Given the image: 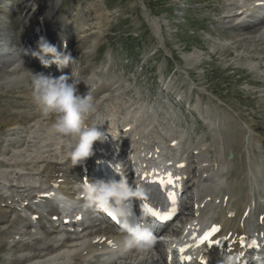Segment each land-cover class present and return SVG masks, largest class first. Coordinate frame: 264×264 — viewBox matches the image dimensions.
<instances>
[{"label":"rangeland","instance_id":"1","mask_svg":"<svg viewBox=\"0 0 264 264\" xmlns=\"http://www.w3.org/2000/svg\"><path fill=\"white\" fill-rule=\"evenodd\" d=\"M251 3L0 0V215L13 220L15 213L5 201L11 202L16 195L28 197L31 187L42 183L43 158H62L53 155L64 138L51 130L53 117L32 103L31 84L28 88L37 70L24 56L28 48L22 42L27 39L24 29L30 25L31 14L40 9L37 6L53 23L65 24L70 31L67 42L76 60L60 75L69 74V69L73 76L81 71V87L111 85L112 94L106 91L96 103L95 119L101 117L104 122L101 114L107 112L121 120L129 114L130 105L145 106L150 113L144 114L142 122L147 120L144 124L149 125L154 119L152 132L157 136L167 134V128L170 133L184 132L182 147L191 170L198 169L196 162L201 158L205 175L214 159L232 153L228 175L232 187H239V176L245 179L247 169L252 174L259 171L262 179L252 182L253 196L263 194L264 26L245 25L236 12L239 8L244 13L252 11ZM51 25L48 30L54 33L58 28ZM152 113L155 117L149 118ZM121 136L122 142L128 139L127 133ZM197 146L205 150L191 157ZM195 174L192 181L206 187L198 182L199 169ZM240 188L244 191L245 186ZM12 223L0 221V264L16 263L17 256L32 258L22 264H91L81 257H68L81 240L72 238L55 250L57 234L44 236L35 228L24 229L21 220ZM140 258L128 264H156ZM102 260L98 264H104ZM104 261L115 263L111 258Z\"/></svg>","mask_w":264,"mask_h":264},{"label":"clouds","instance_id":"2","mask_svg":"<svg viewBox=\"0 0 264 264\" xmlns=\"http://www.w3.org/2000/svg\"><path fill=\"white\" fill-rule=\"evenodd\" d=\"M39 56L45 66L55 64L58 68H67L74 59L70 53L59 51L57 46L41 37L38 41ZM50 57V59H45ZM69 80H72L69 83ZM71 74H62L58 78L44 73L32 74V102L45 115H51V130L64 138L63 150L75 164L80 163L92 153V145L103 138L97 130L98 122H90L97 113V105L88 92L80 95ZM83 196L89 207L104 208L114 201L113 214L125 217L127 211L122 209L124 202L130 198H140V190L131 188L124 180L89 182L83 188ZM154 243L151 230L143 225L125 227L119 246L127 249L148 248Z\"/></svg>","mask_w":264,"mask_h":264},{"label":"bare ground","instance_id":"3","mask_svg":"<svg viewBox=\"0 0 264 264\" xmlns=\"http://www.w3.org/2000/svg\"><path fill=\"white\" fill-rule=\"evenodd\" d=\"M18 5V4H17ZM33 6H37V5H34L32 4ZM32 6V7H33ZM37 9L39 10H36L34 11L32 14H31V21H30V25H28V27H25L24 31L26 32L25 35H24V38H27V39H24V42L22 43H29V39H28V33L30 31H34L35 34H37V36H42L43 38L45 37H48L50 39L52 38H55V34H52L50 33L49 31H47V28L51 25V24H54V25H51V26H54L56 27L58 24L57 23H53V20H50L49 16H46V14H44L45 12L42 10L43 7L42 6H37L36 7ZM32 11V9H31ZM33 18V19H32ZM51 23V24H50ZM244 25V24H243ZM16 22L14 24V27H16ZM264 26V25H263ZM38 28V29H37ZM27 35V36H26ZM66 35H69L68 33H66ZM21 42V41H20ZM63 41L61 42V45H62ZM71 49V48H70ZM69 51V50H68ZM67 51V53H68ZM64 68L61 69V72L62 73V70ZM70 74V73H69ZM32 81H30V83L28 84V87L30 88V84H31ZM22 84V83H21ZM77 85V84H76ZM108 87V85H107ZM106 87V88H107ZM98 88L96 89L95 91H92L91 92V95L93 96L94 99H97L100 94L108 91V93L110 92L109 88ZM80 89V87L77 86V90ZM78 94H80V90L77 91ZM111 93V92H110ZM81 95V94H80ZM33 103V102H32ZM112 112H114L113 110H111ZM112 116L114 115L113 113L111 114ZM137 118V116H136ZM133 119H134V114H133ZM154 119L151 121V123L149 125H146L142 122H140L139 119H136V121H133L134 123H137L138 122V127L137 129L135 128L133 131L134 133L137 132L138 130H140V132L138 131L137 133L142 135V138L143 140L145 139V133L143 134L144 131H146L147 133H149L148 131H150L153 127V122ZM130 125L132 126V123H130ZM145 127V128H144ZM168 129V132L167 134H163V136H159V142L157 141V144L156 146L159 147L160 144H162L161 142V138L164 137V135L166 137H168V141H177L178 139H181L182 137V134L180 135H177L176 133H173L171 130V133L169 132V129L171 128H167ZM151 133H153L152 131H150ZM141 138V137H140ZM144 147L145 149H148V147L146 145H144L143 143L139 144L137 147L141 148V147ZM164 146V145H163ZM61 149V154L65 153L64 151H62V146L60 147ZM52 151V150H50ZM63 152V153H62ZM54 154L56 155V153L54 152ZM53 155V156H55ZM223 155V154H222ZM229 154H227L226 156H228ZM256 158V157H255ZM45 160L41 161V163H43V168L41 169V173L43 174V177H44V182L46 184H49L50 187H53V185H55V183L57 182H60V181H68V180H76L77 178L79 180H83V177L86 175L85 174V170L82 168L81 166V163L83 161H85L86 163L89 164V162L87 161V158L83 161H81L80 163L78 164H75L72 160H70L69 158H67L66 154L64 155V157L61 159L60 162H57V163H54L53 160H48V158H43ZM38 161V160H37ZM40 161V160H39ZM38 161V162H39ZM36 162V161H35ZM33 163V162H32ZM34 166V165H33ZM170 170L173 171V168H171ZM243 170V169H242ZM33 171V170H32ZM252 173V172H251ZM41 175V174H40ZM253 175V174H252ZM243 176V175H242ZM245 176H249L248 175V171H244V177ZM255 175L253 176V180L252 181H255ZM250 181V180H249ZM246 182L244 181L243 179V183ZM243 183H240L242 185H244ZM249 183V182H248ZM248 183H245V184H248ZM67 184V183H66ZM45 185V184H44ZM64 189V188H63ZM36 191V190H35ZM232 194H233V197H230V200L228 202H226V204L224 205L223 207V217L219 220H216L212 214L208 215V220H207V225H209L210 223L212 222H217L221 225L222 229H221V235L222 236H226L228 233L231 234V238L229 240H231L235 235H238V234H242V228L245 224V221L243 219V225H239V221H240V218H241V215L244 211H246V206L248 204H251V202H249V196L247 194H243L241 197L239 198H236V196H234V192L232 191ZM35 198V197H33ZM10 199V198H8ZM234 199V200H233ZM5 200V199H4ZM25 199L23 198H13L11 200V202L7 205L8 208H13L15 211H19V210H22V209H28L29 213L30 214H36V212H34L31 208H33L32 206L30 207L29 205L28 206H24L23 205V202H24ZM2 201V200H1ZM1 203V202H0ZM5 204V203H3ZM34 207H38V204H33ZM7 208V207H6ZM205 209V208H204ZM208 209L210 210L211 209V205H208ZM39 211H41V209L39 208ZM228 212H231L233 214V216H231V218L228 216ZM2 213V212H1ZM262 214H263V218H264V211H262ZM55 215V213H47L45 216L42 217V219H46L47 216H53ZM200 217V215L198 216V218ZM41 219V218H40ZM234 219V223L232 222V220ZM0 221L1 222H5L6 223H12V220H9V218H6L5 216H3L2 214L0 215ZM60 221V220H59ZM202 223L203 221V218L201 220H198L197 223ZM30 222V221H29ZM28 222V224H29ZM51 228H53L54 230H56V228L54 227V225L56 223H52V222H47ZM264 224V219H263V222ZM13 224V223H12ZM5 225V224H4ZM191 222L188 223V229L191 230ZM80 226V225H79ZM74 227V226H73ZM82 227V226H81ZM192 228H194L192 226ZM52 229V230H53ZM109 230H111V228L108 227ZM47 233L50 234V232L47 230ZM100 235L102 236H107L108 235V231H104V232H101ZM86 241L84 243H87V240L88 238L85 239ZM114 241V245H116L117 247H122V246H119V241L118 240H113ZM89 242V241H88ZM57 246H54V248L52 249H57L58 248V243H56ZM68 245V244H67ZM63 247V246H62ZM67 247V246H66ZM21 248V247H20ZM26 248V247H25ZM28 248V247H27ZM89 248H91V246H89ZM96 248V247H95ZM50 249V248H49ZM95 251V250H94ZM218 253H221V252H210V257L211 258H215ZM223 254H224V251H223ZM22 255H26V254H22ZM16 257V256H15ZM18 257V261L16 263H13V264H22V263H26L27 261H30V259H32L31 257H22L21 259L20 256H17ZM35 257V256H34ZM87 258V257H86ZM85 258V259H86ZM68 259V258H67ZM84 259V260H85Z\"/></svg>","mask_w":264,"mask_h":264},{"label":"snow or ice","instance_id":"4","mask_svg":"<svg viewBox=\"0 0 264 264\" xmlns=\"http://www.w3.org/2000/svg\"><path fill=\"white\" fill-rule=\"evenodd\" d=\"M182 166V165H181ZM168 183L171 184L172 183V179H171V176H169V179H168ZM44 195H47V196H51L53 195L52 193H45ZM169 195L171 196L172 194L169 193ZM231 214V213H230ZM246 215V214H245ZM115 219V218H114ZM264 219V218H262ZM219 229L215 226L212 227V229L210 231H206L203 236L200 238V242H204V241H209V238L212 237L213 233L217 232ZM110 243V242H109ZM217 243H219V241H217ZM252 246H255L256 242L255 241H252L251 242ZM181 251H183V249H181Z\"/></svg>","mask_w":264,"mask_h":264}]
</instances>
